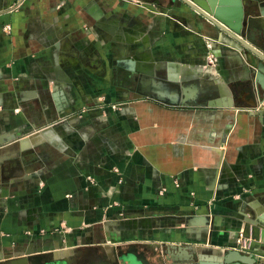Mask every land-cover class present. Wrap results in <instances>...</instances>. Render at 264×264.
<instances>
[{
    "label": "crops",
    "instance_id": "obj_1",
    "mask_svg": "<svg viewBox=\"0 0 264 264\" xmlns=\"http://www.w3.org/2000/svg\"><path fill=\"white\" fill-rule=\"evenodd\" d=\"M173 1L0 0V261L117 264L132 243L209 257L264 218L254 68ZM118 69L132 87L108 85Z\"/></svg>",
    "mask_w": 264,
    "mask_h": 264
},
{
    "label": "water",
    "instance_id": "obj_2",
    "mask_svg": "<svg viewBox=\"0 0 264 264\" xmlns=\"http://www.w3.org/2000/svg\"><path fill=\"white\" fill-rule=\"evenodd\" d=\"M175 1V0H174ZM173 1V2H174ZM179 3L186 5L192 11L201 17L210 21L222 35H226L234 40L241 47V53L247 58V62L254 68L253 82L256 86V92L259 96L258 103H264V45L255 42L258 37L252 31V22L247 18L245 8L248 11L253 10V1L245 0H177ZM173 4V3H172ZM260 11L264 13V8ZM220 40L218 37L216 38ZM213 46H216L213 42ZM165 77V76H164ZM166 78L172 82L180 81L179 71L175 68H167ZM257 102L250 105L249 114L257 115L263 118L264 109L258 107ZM255 220L246 223L244 235H248V225L252 231L251 248L259 246L264 249V241L260 242V227L264 231V218L252 217ZM254 225V226H251ZM249 230V231H250ZM142 246V248H140ZM139 243L128 244L125 251L117 256V264H258L257 258L252 253H245L236 248L227 249L220 254H212V256L204 257L195 254L193 249L186 244L167 243L164 248L159 251H151L157 254L156 259L152 260L147 253V247ZM47 255L36 254L33 256L12 258L10 255L3 257L0 264H40L42 258ZM44 264H58L48 262Z\"/></svg>",
    "mask_w": 264,
    "mask_h": 264
},
{
    "label": "rangeland",
    "instance_id": "obj_3",
    "mask_svg": "<svg viewBox=\"0 0 264 264\" xmlns=\"http://www.w3.org/2000/svg\"><path fill=\"white\" fill-rule=\"evenodd\" d=\"M3 30L5 31V32H8L9 31V26L8 25H4L3 26ZM230 46H233V45H230ZM213 47V44H211V48ZM233 47H235V48H237L236 46H233ZM238 49V48H237ZM109 65H110V63H109ZM111 70V69H110ZM119 70V69H118ZM113 71V70H112ZM122 71V72H121ZM125 72H124V70H119V74H115V73H113V76L111 75L110 77H109V79H108V85L109 86H114V87H132L133 86V84H132V82H130L129 80H127L126 78H125V76H126V73L124 74ZM106 100H107V104H108V106L109 105H112V104H114V103H120V102H122L123 101V99H122V96H116L115 94L114 95H112V94H109L108 96H107V98H105ZM262 108L264 109V103H263V106H262ZM93 183L95 182L94 180L92 181ZM144 215H146V214H142V212H141V215L140 216H144ZM250 221H252V219L250 220ZM248 221H244L243 222V224H242V226H241V228H240V230L238 231V233L239 232H243L244 230H245V227H246V223H247ZM251 226H254V225H252L251 224ZM250 226L248 225V229H247V232H248V235H244L243 234V236H244V238H251V235H252V231H253V228L250 230ZM136 240V239H135ZM135 240H132L133 242H135ZM152 242V244H153V246H156L157 245V242H155V241H151ZM163 244L165 243L164 241L162 242ZM165 245V244H164ZM236 245V239H235V242H234V244L232 245V247L233 246H235ZM156 248H158V249H161L160 248V246H156Z\"/></svg>",
    "mask_w": 264,
    "mask_h": 264
},
{
    "label": "built area",
    "instance_id": "obj_4",
    "mask_svg": "<svg viewBox=\"0 0 264 264\" xmlns=\"http://www.w3.org/2000/svg\"><path fill=\"white\" fill-rule=\"evenodd\" d=\"M208 56H209L210 62L214 65L216 61V57L214 53L212 52V50L208 51ZM114 172H119L118 168H114ZM251 241H252V238L246 239L243 236V232H239L236 237V245L233 246L232 248H236L237 250L241 252L252 253L253 255L256 256L257 259H264V249L256 245L251 248L250 246Z\"/></svg>",
    "mask_w": 264,
    "mask_h": 264
},
{
    "label": "bare ground",
    "instance_id": "obj_5",
    "mask_svg": "<svg viewBox=\"0 0 264 264\" xmlns=\"http://www.w3.org/2000/svg\"><path fill=\"white\" fill-rule=\"evenodd\" d=\"M225 37H226V35H225ZM225 37H219V39L220 40H222L221 42H224V43H226V44H229V45H233V46H236L240 51H241V47L239 46V44H237L234 40H232V39H230L229 37H226L227 39H229L231 42H227V40H226V38ZM126 65H125V67H127V68H131L132 66H131V63H125ZM128 65V66H127ZM151 89V88H150ZM208 89V88H207ZM207 89H204V90H207ZM154 90V89H153ZM208 91H210V90H208ZM145 92V91H144ZM146 92H147V90H146ZM153 92V91H152ZM210 94V93H209ZM34 137V136H33ZM261 233V232H260ZM260 233H259V241L260 242H262V241H264V236H263V238H262V240H261V238H260Z\"/></svg>",
    "mask_w": 264,
    "mask_h": 264
}]
</instances>
